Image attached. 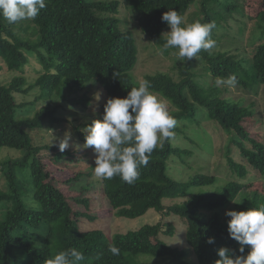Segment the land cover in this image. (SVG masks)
Here are the masks:
<instances>
[{"label":"trees","instance_id":"1","mask_svg":"<svg viewBox=\"0 0 264 264\" xmlns=\"http://www.w3.org/2000/svg\"><path fill=\"white\" fill-rule=\"evenodd\" d=\"M134 1L139 27L162 47L165 42L162 34L168 28L161 20L162 14L175 9L183 17L195 0ZM198 1L203 14L200 22L214 21L216 24L213 37L220 23L231 18L234 6L221 0ZM119 4L118 0H46V7L39 15L27 20L30 33L25 39L19 34L21 27L0 17V61L8 72L18 74L8 83L0 80V148L19 153L16 158L0 160V178L4 182L0 189V264H46L48 259L68 248L83 252L85 259L81 264H147L146 260L156 264L158 258L163 264H189L182 250L158 237L160 232L173 235L170 224H165L163 231L160 223L145 224L137 230L111 237L100 230H81L80 220L94 221L95 217L74 209L72 203L86 208L87 199L70 198L56 187L38 157L40 148L35 146L30 134L36 130L43 133L60 123L62 120L55 115L56 100L83 91L92 81L105 92L99 109L101 118L107 99L126 98L132 87H138L131 77L137 64L136 46L132 33L120 29ZM256 18L262 30L261 38H264V0H261ZM172 51L177 52L173 48L165 50L166 54ZM29 56L36 59L41 68L36 69L37 75L30 83L22 75L24 66L29 65ZM197 57L207 64L215 78L235 74L238 81L235 87L243 92H256L264 85V40L253 49L247 67L225 51L201 50ZM178 64V77L162 73L145 76L144 79L151 82L150 90L170 105L168 111L177 123L192 122L198 107L204 108L208 120L229 136L225 149L231 170L239 178L247 176L248 168L264 177V144L249 138L242 126L251 113L239 103L205 96L194 81L191 62L180 58ZM32 90L40 91L39 100L17 103L15 95L26 97ZM38 101L41 107L32 116H28L32 111H27L23 117L25 114L21 111L38 107ZM69 101L84 107L89 103L85 96ZM172 131L176 133L177 127ZM77 133L84 141L86 134L82 130ZM171 139L152 152L148 165L139 168L140 175L134 184H126L119 176L101 180L114 215L134 219L152 209L163 216L179 217L184 220L185 240L198 264H215L219 259L217 251L222 247L241 255L236 251L238 242L228 235L230 218L219 214L228 202L223 192H197L182 204L168 207L162 204L166 194L206 187L215 182L213 176L202 174L190 176L184 183L173 180L167 174L169 160L191 153L175 147ZM232 148L239 151L242 162L232 158ZM82 175L77 174L73 180ZM239 195L231 211H246L264 204L261 191ZM202 211L211 215L204 217ZM209 237L215 242L208 244ZM147 238L153 242L151 245L146 242ZM110 245L119 248V255L109 252ZM248 250L245 246L242 255L246 256Z\"/></svg>","mask_w":264,"mask_h":264},{"label":"rangeland","instance_id":"2","mask_svg":"<svg viewBox=\"0 0 264 264\" xmlns=\"http://www.w3.org/2000/svg\"><path fill=\"white\" fill-rule=\"evenodd\" d=\"M110 1V0H97ZM120 1L117 17L120 19V29L129 31L133 35L136 46L137 64L131 72V77L138 86L141 79L147 75L162 73L178 77V60L180 59L176 51L166 54L162 47L156 45V41L148 37L138 25L136 18L137 7L134 0ZM231 3L234 6L231 11V18L226 23H220L219 28L212 37L216 41V46L210 52L225 51L235 56L236 60L247 67L251 62L252 51L258 46L264 38H261L262 30L259 28L256 14L261 0H221ZM184 23L190 24L194 21H201L203 18L200 12L199 1L195 0L188 11L183 16ZM27 20L16 23V27H21V36L29 35L27 29ZM170 31L169 27L165 33ZM30 39H34L30 37ZM190 71L195 76L194 81L198 84L200 91L205 96L220 97L226 101L239 103L244 109H247L251 115L247 116L242 122L244 130L248 137L264 144V85H261L256 92H243L236 87H216L215 76H213L207 64L195 57L189 60ZM36 69L40 70V65L33 57L29 56V65L23 68V76L28 83L36 77ZM17 73H10L0 61V80L8 83ZM40 91L32 90L26 97L15 95L17 103H30L34 99L39 100ZM153 93V92H152ZM161 100L167 110L170 105L158 94L153 93ZM39 96V97H38ZM85 96L89 99L87 107L70 102L69 99L78 100ZM99 96V99L96 97ZM105 99V92L99 84L92 81L87 87L73 95H64L63 99L56 100V117L62 120L55 123L48 131L39 133L38 130L30 133L34 139L35 146L40 148L39 159L52 178L56 187L70 198L87 199V207L72 203L74 209L81 212H87L94 221L80 220L78 226L81 230H100L108 237L114 234H124L128 231L139 229L145 224L154 225L160 223L163 230L165 224H170L173 228V235H166L160 232L158 237L171 247L178 248L184 252L185 260L189 264H198L194 254L191 252L185 240L186 225L184 220L177 216H163L154 210H148L144 215L134 218L116 217L106 198L101 180L93 172L95 167V153L91 147L83 148L84 141L78 138V131L81 125H89L93 119H101L99 109ZM38 107L24 108L21 112L26 117L27 111L32 116L33 112L41 107L38 101ZM178 131L171 139V143L179 149L189 151L191 154L185 157H172L169 162L167 174L175 181L184 183L190 176L202 174L213 176L215 182L206 187H195L190 190H178L166 194L162 200L165 207L179 205L187 201L197 192H223L228 197V202L224 208L219 211L220 216L225 217L226 211H231L234 202L238 201L239 194L243 192L261 191L264 193V177L254 170L248 168V174L245 178H239L228 164L225 146L228 141V135L221 130L216 123L205 115V109L198 107L196 115L192 122L180 121L176 124ZM79 128V129H78ZM83 133H85L83 131ZM70 135L69 148L60 152L55 142L62 139L65 135ZM86 134V133H85ZM35 135L37 138H34ZM40 135V136H39ZM53 142V143H52ZM249 145V144H248ZM65 153V155H61ZM19 156L17 151L7 148H0V160L7 158H16ZM232 158L235 161H241L239 151L232 148ZM56 158H59L56 161ZM242 162V161H241ZM83 173L78 179L73 178ZM0 178V189L4 186ZM73 202V201H72ZM204 217H209L211 213L207 211L200 212ZM146 242L151 245L153 242L147 238ZM154 259V258H153ZM162 259H156V264H163ZM147 264H155L153 260H146Z\"/></svg>","mask_w":264,"mask_h":264},{"label":"clouds","instance_id":"3","mask_svg":"<svg viewBox=\"0 0 264 264\" xmlns=\"http://www.w3.org/2000/svg\"><path fill=\"white\" fill-rule=\"evenodd\" d=\"M46 0H0V17L9 24L24 20H34ZM170 31L163 33L165 42L163 50H177L181 59L191 60L201 50L210 51L215 48L212 39L215 22L201 23L199 20L190 24L175 10H167L161 16ZM216 87H235L238 83L235 74L217 77ZM151 82L141 79L138 87H132L126 98H109L103 107L101 119H93L83 131V148L91 147L95 153L94 175L100 180H111L119 176L128 185L139 178V168L146 167L152 152L157 146L162 147L165 140L174 137L172 131L177 124L166 108V105L152 93ZM99 99V96L96 97ZM70 135H65L55 142L60 152L69 148ZM52 142V143H53ZM227 231L231 239L238 242L241 255L228 248L217 251L219 259L215 264H264V204L246 211H226ZM209 237L208 244L214 243ZM245 246L249 250L247 255ZM112 255H119V248L109 246ZM85 256L77 248H68L48 259L46 264H81Z\"/></svg>","mask_w":264,"mask_h":264}]
</instances>
